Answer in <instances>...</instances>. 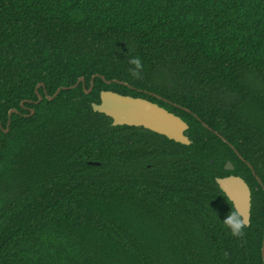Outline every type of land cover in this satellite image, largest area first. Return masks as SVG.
<instances>
[{
    "label": "trees",
    "instance_id": "16d2710c",
    "mask_svg": "<svg viewBox=\"0 0 264 264\" xmlns=\"http://www.w3.org/2000/svg\"><path fill=\"white\" fill-rule=\"evenodd\" d=\"M101 89L177 114L190 143L112 125ZM263 230L264 0H0V264H263Z\"/></svg>",
    "mask_w": 264,
    "mask_h": 264
},
{
    "label": "water",
    "instance_id": "95a60500",
    "mask_svg": "<svg viewBox=\"0 0 264 264\" xmlns=\"http://www.w3.org/2000/svg\"><path fill=\"white\" fill-rule=\"evenodd\" d=\"M92 75L90 78V85L85 90L89 92L92 86ZM106 83L111 81H123L113 79L105 80ZM79 82L83 84V77H79L71 87L76 86ZM41 83H38L37 87ZM57 88L52 98L60 89ZM41 100V96L38 94L36 102ZM91 108L93 111L101 112L111 118L112 125H134L142 126L156 133L162 134L169 139L182 144H189L190 140L184 133L187 129V123L177 114L167 110L163 106L141 96H132L129 94L119 93L110 89H101L99 91V101L91 102ZM16 111L14 108H10L8 111L9 123L10 114ZM33 112V109H30ZM7 131V129H5ZM98 163V162H92ZM224 168L230 170L233 168L232 163L226 160ZM215 181L218 187L223 191L228 200L232 203L233 208L241 215L245 220V225L249 224V210H250V189L245 180L236 174H226L222 176H216ZM261 255L264 264V230L261 243Z\"/></svg>",
    "mask_w": 264,
    "mask_h": 264
},
{
    "label": "clouds",
    "instance_id": "9594fccd",
    "mask_svg": "<svg viewBox=\"0 0 264 264\" xmlns=\"http://www.w3.org/2000/svg\"><path fill=\"white\" fill-rule=\"evenodd\" d=\"M128 64L131 65L129 72L132 77L139 78L143 68L142 61L139 56H129ZM224 228L234 237H240L245 231V220L232 207H229L227 214L221 219Z\"/></svg>",
    "mask_w": 264,
    "mask_h": 264
},
{
    "label": "flooded vegetation",
    "instance_id": "af4514ba",
    "mask_svg": "<svg viewBox=\"0 0 264 264\" xmlns=\"http://www.w3.org/2000/svg\"><path fill=\"white\" fill-rule=\"evenodd\" d=\"M165 108V107H164ZM252 171V173L255 175V177L259 180V178H258V176L254 173V171L253 170H251Z\"/></svg>",
    "mask_w": 264,
    "mask_h": 264
}]
</instances>
